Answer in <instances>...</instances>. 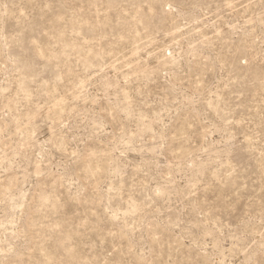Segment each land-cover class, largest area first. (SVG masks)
<instances>
[{
	"label": "rangeland",
	"instance_id": "obj_1",
	"mask_svg": "<svg viewBox=\"0 0 264 264\" xmlns=\"http://www.w3.org/2000/svg\"><path fill=\"white\" fill-rule=\"evenodd\" d=\"M0 264H264V0H0Z\"/></svg>",
	"mask_w": 264,
	"mask_h": 264
},
{
	"label": "bare ground",
	"instance_id": "obj_2",
	"mask_svg": "<svg viewBox=\"0 0 264 264\" xmlns=\"http://www.w3.org/2000/svg\"><path fill=\"white\" fill-rule=\"evenodd\" d=\"M156 152H157V150H156Z\"/></svg>",
	"mask_w": 264,
	"mask_h": 264
}]
</instances>
